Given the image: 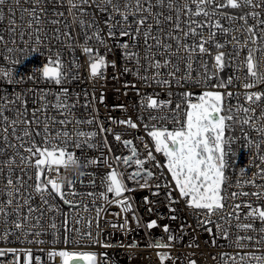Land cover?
Returning <instances> with one entry per match:
<instances>
[{
    "label": "snow or ice",
    "instance_id": "obj_1",
    "mask_svg": "<svg viewBox=\"0 0 264 264\" xmlns=\"http://www.w3.org/2000/svg\"><path fill=\"white\" fill-rule=\"evenodd\" d=\"M5 21L0 45L8 53H35L45 47L48 56L42 81L58 87L55 91L33 87L0 95V182L4 183L0 190V243L51 246L47 250L0 247V257L12 254L9 264H18L21 254L24 264H53L57 257L60 264H109L107 253L74 249L112 246L101 242L100 221L115 205L120 213L113 215L121 216L122 222L105 220L111 227L129 230V219L122 214L132 213L146 230L159 228L166 234V242L161 237L149 247L171 249L181 243L198 248V237L204 234L211 247L234 249L221 251L217 264H264V182L257 183L258 178L264 181V91H249L264 85V0H0V24ZM17 40L26 46L34 42L36 47H8ZM229 45L231 51H226ZM115 50L123 61L119 69L115 59L108 60ZM77 51L86 57V78L80 74L84 65ZM242 52H246L243 59ZM207 57L212 60L211 67ZM20 62L13 60L11 67L0 68V78L9 84L23 83L24 78L13 76ZM109 67L114 70V81L132 75L142 87L155 85L166 91L168 98L161 99L158 92L142 93L135 83L125 81L122 87L135 90L140 97V114L136 121L109 117L111 123L129 129L143 125L152 142L146 146L144 158L132 140L122 139V133L113 132L99 120L93 105L97 100L104 103L103 91L97 97L94 89L74 90L85 79L102 80L106 85ZM229 67L233 73L221 76ZM241 69L246 72L245 91H229L240 80L236 73ZM28 79L35 81L34 76ZM186 85L204 90L172 91L173 86ZM241 95L246 104L240 103ZM233 98L235 105L227 103ZM78 107L91 111L80 118L75 114ZM114 108L127 111L123 104ZM244 125L262 137L253 142L245 134L260 163L258 171L247 179L241 169V178L233 184L226 175L233 137L226 132L239 126L244 133ZM105 134H112L131 155H115ZM88 150L100 155L87 157ZM155 154H161L164 163ZM121 163L125 171L113 167ZM132 165L135 170L127 172ZM99 167L109 171L100 177L99 186L104 190L97 192L96 174L86 169ZM69 168L75 170V180L68 178ZM81 178H86L93 190L78 191L77 182L84 183ZM127 181L138 187L130 188ZM161 188L166 190L163 203L167 212L160 215L169 223L160 225L157 219L144 222L133 210V198L125 193L154 189L152 195L159 197ZM181 201L183 208L178 207ZM143 203L151 215L159 201L145 196ZM185 211L188 215L182 216ZM61 240L65 248L58 250ZM34 251L45 253L46 260L40 255L33 257ZM157 257L161 264H176L180 259L169 252H157ZM187 264L197 261L189 259Z\"/></svg>",
    "mask_w": 264,
    "mask_h": 264
},
{
    "label": "built area",
    "instance_id": "obj_2",
    "mask_svg": "<svg viewBox=\"0 0 264 264\" xmlns=\"http://www.w3.org/2000/svg\"><path fill=\"white\" fill-rule=\"evenodd\" d=\"M224 11L236 13V10L231 9H225ZM18 15V13H17ZM19 24V20L17 21ZM222 23L227 27V21H222ZM7 27V21L4 22V24H0V29ZM5 36L7 38V34L5 33ZM27 39V37H25ZM218 39H220L218 37ZM8 47H15L17 49H28L30 47H36L34 42L31 45H22L17 40L16 44H8ZM55 50V48H53ZM213 53H215V49H212ZM226 51H231V45L228 46ZM101 53H103V49H101ZM76 55L80 59V63L84 65L81 67L80 74L83 77L88 76L87 72V65L85 63L86 57H84L79 51L76 52ZM120 51L115 50L114 54H110L108 56V60L115 59L117 61V69H119L120 65L123 63V61L120 59ZM246 55V52L241 53V59L244 58ZM47 56L48 51L45 47L41 46L39 52L35 53H29L27 50L25 51H16L14 53H8L6 52L3 45H0V68H9L11 67V62L13 60H20V63H17L15 65V68L13 70V76L16 79L24 78V82L21 84H9L6 79L0 78V95L7 93L8 95H11L13 91L19 92L26 88H48L52 87L55 91L58 86L45 84L42 81V67L47 62ZM65 58H68L69 53L67 50L64 52ZM7 57V59L5 58ZM209 62V67H211L212 60L210 57H207ZM131 67V64L129 65ZM264 68V64L261 66ZM234 69L232 67L226 68L223 73H221V76H228L229 74H232ZM114 74V70L109 67L107 68V83L105 85L104 81L102 80H95V81H88L87 79L82 80L78 86L74 88L75 91L79 92L81 89H86L89 92H91L93 89L95 90V94L97 97H99L100 92L103 91L105 94V101L103 104L97 102L94 103L93 107L95 109H98V116L99 120L104 123V126L106 128H111L113 132H119L122 133V139H130L133 141V145L138 149V151L141 153L140 158H144L147 155L146 152V146L151 145L150 138L146 135L143 125H141L138 129H129L126 126L118 125L115 123H111L109 121V117L114 118L115 120L120 119H127L128 117H131L134 121L137 120V116L140 114V107H139V99L136 95L135 90L132 89H125L122 87L123 83L125 81H129L136 84V87L141 90L142 93H148L151 94L152 92H158L160 94L161 99H167V94L164 89H161L159 87H156L155 85L150 88L142 87L141 83L136 81L135 78L132 75H124L121 77L119 81H114L111 79V77ZM246 72L244 69H241L239 72L236 73V75L240 76V80L236 82V84L232 87H230L228 90L232 91L234 93H243L245 89L243 88V83L245 82L244 76ZM195 75V73H194ZM35 77V81L32 79H28V77ZM102 85H104L102 87ZM119 89V91H117ZM186 90H191L193 92L199 93L203 91L202 88H191L189 89V86H185L183 88H176L173 86L172 91L173 92H182ZM127 91V95H124V92ZM249 91H264V85H257L255 88L249 90ZM49 99H53L52 97H49ZM84 103V98L81 97V104ZM227 103H230L232 105H235L237 103V100L233 98L230 101H227ZM240 103L246 104V101H244L243 95L240 96ZM123 104L126 106L127 111H122L118 108H114L115 105ZM262 104H264V101H262ZM32 105L29 104V108H31ZM91 110H85L83 108H77L76 109V115L77 117L84 118L89 114ZM260 114V109L257 108L256 110V117H258ZM146 115V114H145ZM172 125L169 124V128H171ZM244 133L241 132V129L239 126L233 128L231 131L226 132V136H232L233 137V143L231 144V153L228 156V162L230 164V167L228 168L226 175L230 178V181L234 184L235 181L239 178H241V169L245 171L247 174L244 178H250L253 173H256L258 171V165H259V159L256 154V151L254 148H249L247 145V140H252L253 142L260 140L262 137L259 133H257L254 129L250 128L248 125H244ZM85 130H91L87 126H85ZM245 134L247 135V140L245 139ZM107 136V140L109 144L111 145L112 152L115 155L119 156H128L131 155V152L128 148L123 147L121 143H118L114 140V137L112 134H105ZM143 137V140L136 139V137ZM262 150H264V146H262ZM69 151H73L72 147H69ZM76 155H80V151L76 150ZM87 157H97L100 155L99 152L94 150H88L86 152ZM104 155L108 156L109 153L107 149L104 150ZM157 159L160 160L161 163H164V158L161 154H155ZM110 163L112 161L110 160ZM113 167L119 168L120 171H125V166L121 163L120 165L113 164ZM135 165H132V167L127 168V172H132L135 170ZM146 168H150V164L145 165ZM63 172V169H61ZM86 171L94 172L96 174V185L95 191L100 192L104 189L101 188L100 185V177L102 174L109 171L106 167H99V168H88ZM153 171H159L156 169H153ZM166 172V169L164 170ZM75 170L72 168H69L67 171V176L69 179H76L75 176ZM56 173L53 172L52 176L55 177ZM84 180V183L77 182L76 188L78 191H91L93 190L90 186L87 185V179L81 178ZM166 179L170 180V174H166ZM264 181H261L259 178L257 179V183H262ZM128 186L130 188H137L138 186L134 184L131 181H127ZM4 189V183L0 182V190ZM234 189H229V191ZM248 191H253L252 188H246ZM153 190L149 189H142L137 190L133 192L125 193L126 196H130L134 200L133 204V210L134 212L142 217V220L144 222H147L151 219H157L158 224L163 225L169 223L168 219L162 218L160 214L166 213L167 209L164 206V193L165 189H160V196L156 197L152 195ZM148 196L150 200L152 201H159V203L156 204V211L154 214H149L147 211V205L143 203V197ZM109 197L112 198V194H109ZM58 199V198H57ZM87 202V201H86ZM34 203H38V198ZM102 203V202H98ZM178 207L183 208V202L178 205ZM65 210L67 211V207L65 206ZM115 213H120V208L112 205L108 208V213L105 215L104 219L100 221V231H101V242L103 243H109L112 246L105 248L100 245L96 246H90V247H81L74 250L77 251H95L97 253H107V258L109 261V264H161L160 260L157 257V252H169V254L172 257H179L180 259L177 260L176 264H187V260L194 259L197 261V264H217L218 260V254L221 251H234V249L231 248H223V247H211L209 244L206 243L208 241V236L201 234L198 237V243L199 247H189L186 244L181 246V243H177L175 247L171 249H157L149 247L148 245L150 243H154L157 239H160L161 237H164V242L167 241V236L164 234L159 228L152 229V230H146L142 224L138 225L136 220L132 218V213L122 214L126 215L129 219V225L127 231L121 230L120 228H113L111 227L110 223H105L104 221H110L111 223L119 224L122 222L121 216L113 215ZM94 215V213H92ZM182 216L188 215L187 211L181 213ZM189 223L193 224V227H195L194 222L192 221L191 217H189ZM171 227L175 229L177 227V224L173 222L171 224ZM257 227H259V224H257ZM93 232L96 231L95 227H93ZM45 239H50V237H44ZM188 237H185V240H187ZM135 245V246H133ZM0 247L2 248H42V249H49L51 246L49 244H43V245H24L19 244L16 242L11 243H0ZM69 248H72V246H68ZM56 248L64 249L65 245L63 244V241L56 245ZM36 255H40L42 259L46 260V254L43 252H33V257ZM215 257V259H214ZM14 257L12 254H9L4 257H0V264H9V261L13 260ZM25 257L23 254L20 255L18 264H24ZM35 264V262H33ZM53 264H60L59 258H55L53 261ZM165 264H172V261H166Z\"/></svg>",
    "mask_w": 264,
    "mask_h": 264
}]
</instances>
